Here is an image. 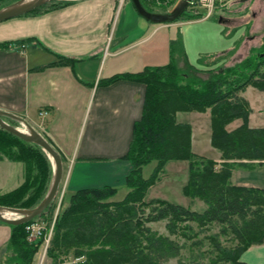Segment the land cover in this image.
Listing matches in <instances>:
<instances>
[{
    "label": "trees",
    "instance_id": "16d2710c",
    "mask_svg": "<svg viewBox=\"0 0 264 264\" xmlns=\"http://www.w3.org/2000/svg\"><path fill=\"white\" fill-rule=\"evenodd\" d=\"M68 2L55 0L32 12ZM141 3L149 11L162 12L151 8L147 0H141ZM203 15L202 11L194 13L189 7L173 22L195 20ZM262 32L264 34V26ZM241 39L234 40L227 50L203 57L204 60L200 57L198 60L207 69L204 71L183 57L188 72L195 75L206 72L209 77L205 79L180 70L175 58L165 65L146 66L136 73H119L105 79L106 83L125 79L144 86L142 113L133 122L129 146L121 156L132 166L125 178L128 192L116 202L109 201L116 195V187L80 189L70 195L64 207L63 196L47 248L52 264L63 263V256L76 260L71 264H162L179 255L181 245L145 226L148 222L161 220L167 221L170 235L180 233L186 241L191 240L190 250L192 246L202 244L201 233L211 226L217 229L206 236L210 248L206 263L194 257L190 261L181 258L177 264H247L240 261L241 253L264 241V189L237 185L230 179L234 166L264 168V127H249L251 109L239 95L247 86L264 92V35L261 44L251 47L248 55L239 62L214 66L232 58ZM73 62L74 59L58 57V63L63 65L70 66ZM208 109L210 144L220 152L219 167L216 160L192 151L191 125L176 119L178 112H206ZM239 118L241 125L228 131L226 126ZM4 141L12 142L18 156L0 155V160L22 163L24 178L16 188L0 193V205L34 207L50 184L53 172L50 159L38 145L0 128V147ZM172 160L188 162V179L183 193L203 201L205 208L201 212L164 199L143 201L148 187L156 182L165 164ZM151 162H155V167L150 176L144 178L142 169ZM54 208L52 202L35 219L10 225L11 235L5 249L12 254L5 264H33L43 237L29 242L26 226L38 218H43L49 226Z\"/></svg>",
    "mask_w": 264,
    "mask_h": 264
},
{
    "label": "crops",
    "instance_id": "0c3cea01",
    "mask_svg": "<svg viewBox=\"0 0 264 264\" xmlns=\"http://www.w3.org/2000/svg\"><path fill=\"white\" fill-rule=\"evenodd\" d=\"M192 21L154 24L140 17L129 0H69L1 21L0 109L28 121L57 149L71 194L104 186L116 187L117 193L124 188L126 194L125 178L132 166L121 156L142 113L144 86L105 79L161 66L154 62L164 58L157 54L168 45L162 31ZM59 56L74 62L60 64ZM194 133L192 146L198 140ZM240 169L234 184L264 189L263 167ZM10 235L11 226L0 223V251ZM240 258L264 264V241Z\"/></svg>",
    "mask_w": 264,
    "mask_h": 264
},
{
    "label": "rangeland",
    "instance_id": "374dc122",
    "mask_svg": "<svg viewBox=\"0 0 264 264\" xmlns=\"http://www.w3.org/2000/svg\"><path fill=\"white\" fill-rule=\"evenodd\" d=\"M10 0L0 1V8L5 6ZM178 0H147V4L156 11L168 12L176 4ZM221 20V21H220ZM177 22V21H176ZM173 23V22H172ZM224 24V25H223ZM264 26V0H221L217 7L214 10L212 16L208 18H203L199 20H194L187 24L178 26L173 25L166 27L163 34H167L168 45L165 50L160 52L159 56H164L160 60H155L156 64H168L172 59H176L177 65L180 70H184L188 74L195 75V73L187 70L185 66V61L183 57L185 56L187 61L195 66L201 71L207 70L201 63V60H198L200 57H208L216 53L225 50L230 43L233 42L234 38L238 35L241 39L240 46L232 58L221 60L217 63L224 64L225 66L239 62L245 56L248 55L249 49L251 47H257L261 44L263 38L262 28ZM223 29H227V34ZM233 37V38H232ZM173 43H176L175 47L171 46ZM156 54V52H153ZM201 58V59H202ZM203 58V60L205 59ZM212 60V59H210ZM211 66L210 68L214 67ZM202 79L208 78L209 74L201 73L196 74ZM239 95L243 97L251 111L249 114V127H264V92L253 86H247L243 91L239 92ZM178 112L176 114V119L181 123H189L191 125V144H192V130L195 131L194 137L198 136V140L195 141L194 146H192V151L198 156H204L207 158H212L218 162L217 167H219L221 158L220 152L213 148L210 144V109L206 112ZM193 113H197L194 114ZM9 123L20 126L15 121L7 120ZM242 120L235 119L230 122L226 129L231 131L238 126H240ZM198 142V143H197ZM4 145L0 147V155L13 156L17 152L12 147V142L4 141ZM32 154L31 156H33ZM16 156H18L16 154ZM181 162V167L174 166L173 163ZM246 163H257L256 161H245ZM155 167V162H151L145 165L142 169V175L144 178H147L152 173ZM243 167L234 166L232 169L231 182L238 181L240 176V171ZM256 169V166L251 167ZM250 169V168H249ZM23 170L24 166L20 162H12L7 159L0 162V193H5L10 191L12 188L18 186L23 181ZM234 173V177H233ZM188 179V162L187 161H169L163 167V170L160 172L156 182L149 186L146 190L143 201L150 202L152 199H164L171 203L179 204L184 207H188L192 210L201 212L205 208V204L198 198H191L186 196L183 193V187L185 186ZM233 179V180H232ZM119 192L115 196L109 199V201H120L123 199L126 194L123 189H119ZM71 193L66 190L64 186V178H62L61 186L59 192L54 199V212L52 216V221L50 225L47 226V223L43 218H38L37 221L45 227L47 233H49L50 238L53 232V224L55 216L59 211V201L61 196H64L62 206H66L69 201ZM145 226L151 228L153 231L158 234H163L169 236L171 239L177 241L181 245L179 255L168 258L162 264H177L179 259L184 261H190L192 258H197V261L202 263L207 262L208 251H209V241L206 238L207 235L217 232V229L214 226H211L208 230L199 235L202 238L201 245L192 246L190 250V241H186V238L183 237L180 233L177 235H170L167 229V221L161 220L157 222H148ZM197 228V227H196ZM222 239V238H221ZM38 239L32 240L36 242ZM31 242V240H28ZM49 247V246H48ZM191 248V247H190ZM42 244L40 245L38 251L36 252L33 260V264H52L51 258L46 254L42 256ZM42 253V254H41ZM12 253L7 250L0 251V264H5L7 258H10ZM66 256L61 257L64 261L60 264H67L73 261L74 258L71 256L65 258ZM43 262L41 263V259ZM75 260V259H74ZM76 261V260H75ZM240 261L242 259L240 258Z\"/></svg>",
    "mask_w": 264,
    "mask_h": 264
},
{
    "label": "water",
    "instance_id": "95a60500",
    "mask_svg": "<svg viewBox=\"0 0 264 264\" xmlns=\"http://www.w3.org/2000/svg\"><path fill=\"white\" fill-rule=\"evenodd\" d=\"M52 1L55 0H16L0 8V22L30 13ZM190 1L178 0L168 12H152L143 6L141 0H130L136 13L146 21L154 24L171 23L177 20L188 10ZM6 119L17 122L21 127L9 123ZM0 128L19 137L23 141L38 145L50 159L53 169L47 192L37 205L31 208L0 205V221L9 225H19L41 215L54 201L63 177L62 158L57 149L33 125L18 115L0 109ZM8 213L12 215L7 216Z\"/></svg>",
    "mask_w": 264,
    "mask_h": 264
},
{
    "label": "built area",
    "instance_id": "2783aa9c",
    "mask_svg": "<svg viewBox=\"0 0 264 264\" xmlns=\"http://www.w3.org/2000/svg\"><path fill=\"white\" fill-rule=\"evenodd\" d=\"M221 0H191L189 3V7L192 9V11L194 13H198L200 11H202L204 13V15L202 16L201 19L203 18H208L210 17L213 13L215 8L217 7V4L220 2ZM25 45H21V47L23 48ZM44 115L47 114L46 111L42 112ZM62 198V196H61ZM60 198V201H61ZM60 201H59V205H60ZM58 205V206H59ZM26 230L28 232V240H35V239H39L41 237H43L44 242L42 244V256L44 257V255L46 254V249L49 245V241H50V235L49 233H47V231H45V227H43L38 221H33L30 224H28L26 226ZM43 262V258L41 259V263ZM76 262L74 259L73 261H71L69 264Z\"/></svg>",
    "mask_w": 264,
    "mask_h": 264
},
{
    "label": "bare ground",
    "instance_id": "6f19581e",
    "mask_svg": "<svg viewBox=\"0 0 264 264\" xmlns=\"http://www.w3.org/2000/svg\"><path fill=\"white\" fill-rule=\"evenodd\" d=\"M10 215H12V214H11V213H8V214H7V216H10Z\"/></svg>",
    "mask_w": 264,
    "mask_h": 264
}]
</instances>
